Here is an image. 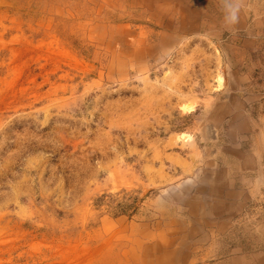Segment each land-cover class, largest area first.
Returning a JSON list of instances; mask_svg holds the SVG:
<instances>
[{
  "label": "rangeland",
  "instance_id": "374dc122",
  "mask_svg": "<svg viewBox=\"0 0 264 264\" xmlns=\"http://www.w3.org/2000/svg\"><path fill=\"white\" fill-rule=\"evenodd\" d=\"M0 264H264V0H0Z\"/></svg>",
  "mask_w": 264,
  "mask_h": 264
},
{
  "label": "clouds",
  "instance_id": "9594fccd",
  "mask_svg": "<svg viewBox=\"0 0 264 264\" xmlns=\"http://www.w3.org/2000/svg\"><path fill=\"white\" fill-rule=\"evenodd\" d=\"M234 20H235V16L232 17V21H234Z\"/></svg>",
  "mask_w": 264,
  "mask_h": 264
}]
</instances>
